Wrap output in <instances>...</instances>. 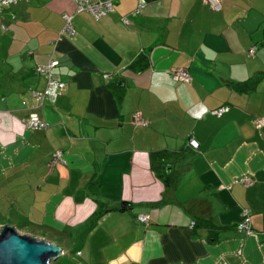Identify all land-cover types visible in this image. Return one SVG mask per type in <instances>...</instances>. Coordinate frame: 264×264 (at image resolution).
Wrapping results in <instances>:
<instances>
[{"label":"crops","instance_id":"obj_1","mask_svg":"<svg viewBox=\"0 0 264 264\" xmlns=\"http://www.w3.org/2000/svg\"><path fill=\"white\" fill-rule=\"evenodd\" d=\"M113 1L101 18L72 0L0 13V228L48 239L67 264H264V127L254 124L264 0H220L218 11L203 0ZM65 13L74 35L62 33ZM51 60L65 88L41 104L32 93L48 77L37 68ZM176 69L191 80L176 81ZM258 75L252 90L236 87ZM30 113L47 127L29 129ZM59 150L65 163L50 164ZM162 150L184 165L164 204L151 161ZM244 176L253 182H236ZM245 209L255 234L237 231Z\"/></svg>","mask_w":264,"mask_h":264},{"label":"built area","instance_id":"obj_2","mask_svg":"<svg viewBox=\"0 0 264 264\" xmlns=\"http://www.w3.org/2000/svg\"><path fill=\"white\" fill-rule=\"evenodd\" d=\"M23 1H29V0H0V13L4 8L10 7L11 5ZM72 1H74L76 4L77 13L88 12L96 18H101L114 10L113 0H72ZM203 1L206 4L210 5L214 10L218 11L221 9L220 0H203ZM142 6H143L142 2H140L138 10L135 11L133 14H138ZM72 18H73L72 14L65 13L64 19L66 21V24L62 31V33L65 35L71 36L75 34L74 28L72 26ZM123 20L126 24L129 23L128 18H124ZM255 49H256L255 47H252L248 51L250 57L254 56ZM56 63H57L56 61L51 60L47 65L40 66L37 68L38 73H43L48 77L47 88L42 92L33 91L32 93L33 97H35L41 104L46 100L52 102L55 101L65 88V83L61 81H57L51 77L50 70ZM172 75L176 81L189 82L192 78L189 72L183 69L174 70L172 72ZM227 110L228 107L223 106L215 110L214 113L220 115L226 112ZM23 122L31 130H43L47 127V123L42 121L38 116V114L36 113H30L25 119H23ZM139 123H144V122L140 121ZM254 124L257 126V128L262 129L264 127V116L256 118L254 120ZM190 145L193 146L194 148L198 147V143L193 139L190 140ZM55 163H65L63 152L60 150L56 151L53 154L52 159L50 161V164L52 165ZM236 182H241L243 184L250 185L253 181L250 177L244 176L240 179H237ZM137 219L147 224L150 222L151 217L148 214H139ZM237 231L245 235H251L256 233L255 229L252 227L250 211L248 209L244 210L242 220L237 225ZM258 234L264 237V231L258 232Z\"/></svg>","mask_w":264,"mask_h":264},{"label":"water","instance_id":"obj_3","mask_svg":"<svg viewBox=\"0 0 264 264\" xmlns=\"http://www.w3.org/2000/svg\"><path fill=\"white\" fill-rule=\"evenodd\" d=\"M0 229V264H52L62 253L55 243L19 233L14 225Z\"/></svg>","mask_w":264,"mask_h":264},{"label":"trees","instance_id":"obj_4","mask_svg":"<svg viewBox=\"0 0 264 264\" xmlns=\"http://www.w3.org/2000/svg\"><path fill=\"white\" fill-rule=\"evenodd\" d=\"M145 58L141 57L140 62ZM261 78V75H258L254 78H251L245 82L239 83L236 85V87L240 91H249L255 88L257 85L259 79ZM183 157V154L181 152H174V151H157L152 154V168L155 171L156 175L163 181V183L166 186V192L164 194L163 200L160 202V204H164L170 201V198H168L167 195L171 194L178 183V180L182 174V170H184V165H179L181 159ZM105 207L104 205H102ZM127 206V205H125ZM111 210V208H105L104 212H107ZM103 214L97 213L96 216L94 215L90 221L91 223H95V221ZM210 230L212 231V234L214 231H216V227L214 225H210ZM220 230V229H218Z\"/></svg>","mask_w":264,"mask_h":264},{"label":"rangeland","instance_id":"obj_5","mask_svg":"<svg viewBox=\"0 0 264 264\" xmlns=\"http://www.w3.org/2000/svg\"><path fill=\"white\" fill-rule=\"evenodd\" d=\"M18 232L21 233L20 231H18ZM22 234H26V233H22ZM31 236H34V235H31ZM34 237H36V236H34ZM37 238L41 239L40 237H37ZM43 239L46 240V241H49L48 239H45V238H43ZM49 242H51V241H49ZM53 264H67L66 263V258L64 256H60L59 258H57V259H55L53 261Z\"/></svg>","mask_w":264,"mask_h":264}]
</instances>
